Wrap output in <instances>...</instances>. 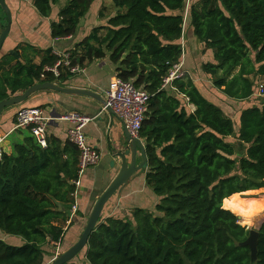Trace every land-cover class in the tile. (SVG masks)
<instances>
[{"label": "trees", "instance_id": "trees-1", "mask_svg": "<svg viewBox=\"0 0 264 264\" xmlns=\"http://www.w3.org/2000/svg\"><path fill=\"white\" fill-rule=\"evenodd\" d=\"M21 1H31L40 18L57 7L49 24L53 40L73 36L85 16L98 14L101 23L66 52L72 65L106 59L118 78L149 96L139 139L147 160L144 184L156 202L152 209L101 217L85 248L66 264H264V217L252 257L244 244L250 232L236 216L251 219L263 206L241 194L264 188V99L241 111L238 127L187 73L171 85L181 98L169 93L171 86L162 88L172 66L185 64L188 45L181 40L191 31L202 45L196 68L220 91L218 99L257 97L258 79H264V0ZM6 22L4 15L0 32ZM53 50L28 43L1 50L0 101L39 83L68 86L74 76L68 71L57 78L44 73L58 60ZM188 104L194 112L186 111ZM25 135L0 161V264H44L46 247L51 262L69 227L73 237L88 220L75 225L84 218L78 209L65 225L75 202L76 148L56 138L42 148ZM231 137L237 145L227 141Z\"/></svg>", "mask_w": 264, "mask_h": 264}, {"label": "crops", "instance_id": "crops-1", "mask_svg": "<svg viewBox=\"0 0 264 264\" xmlns=\"http://www.w3.org/2000/svg\"><path fill=\"white\" fill-rule=\"evenodd\" d=\"M104 1V4H109L106 0ZM196 1L198 0H190L192 3ZM5 2L11 11L12 20L10 31L2 47L1 55L12 51L19 43H28L38 50L51 47L59 53H66L67 51L76 48V44L89 33V30H85V25L82 26V29L79 27L81 26L80 22L78 29L73 36L53 40L50 37L49 24L51 21L57 19V7H53L52 14L49 18H40L36 15L31 1L5 0ZM100 5L101 4L98 3L96 6L99 7ZM85 17L87 18L89 16ZM90 18L94 19L92 16H90ZM80 32H82L81 39H79L77 35L80 34ZM181 42H186L188 45L186 62L185 64L183 63L181 70L184 73H187L203 97L208 101L219 105V107L223 109L219 104L221 98L218 99V95L221 93L212 86L210 78L205 77L206 75L203 73L196 78L194 74H192V71L190 72V70H193L192 65L194 64V61H199L201 63L202 45L200 43H195L196 41L192 36L191 31H187L186 35H183ZM38 61V58L34 60L35 63ZM197 65L199 67V64ZM80 68L82 69V72L74 75L71 80H69V84L66 87L89 90L101 95L105 99V92L109 88L113 79L117 77L115 67L106 59H99L90 64H84ZM61 71L64 70H60V74ZM262 82H264V79L259 78L258 85L264 84ZM172 88L173 87L171 86L169 93H173L177 99H179V97L181 98V95H178L174 88ZM258 98H260V96H254L244 102H236L228 98H223L224 101H221L223 103H225V100L230 101L232 114H234V119L239 127V116L241 111L251 106L260 105V103L257 102ZM261 98H264V96ZM23 106L28 108L39 106L50 118L55 119L48 126L46 139L56 138L62 142L67 140L66 133L70 128V124L60 121V116L67 112L74 111L93 119L84 128V135L89 146L93 147L100 154V162L97 166L89 168L84 172L83 176L80 178V186L75 191L74 201L77 204L78 209L84 215V218L76 219L75 225H81L86 219H88L98 197L106 190L120 170V160L117 157V153L119 151H125L123 123L116 116L110 115L98 102L86 96L40 91L30 96L22 104V107ZM240 107L241 109L239 110ZM18 108L19 107L8 108L0 115V137H6L3 144H5V152L8 154L12 152L14 144L21 142L26 136L18 133L21 132V130L12 131L14 128L13 119L17 111L20 109ZM194 110L195 107L193 105L188 104L186 106V111L188 113H192ZM224 112L225 115L229 117L225 110ZM66 157L67 156H63L64 159H66ZM129 159L130 157H128V160ZM141 160L142 158L138 151L136 158L137 164H139ZM155 202L156 199L145 187L144 171H140L139 173H136V175L134 174L129 179L128 183L118 190L109 200L102 211L101 217L113 215L120 211H128L129 213L131 209L138 207L152 209Z\"/></svg>", "mask_w": 264, "mask_h": 264}, {"label": "built area", "instance_id": "built-area-1", "mask_svg": "<svg viewBox=\"0 0 264 264\" xmlns=\"http://www.w3.org/2000/svg\"><path fill=\"white\" fill-rule=\"evenodd\" d=\"M53 56L57 57V62L53 67L44 68V73L52 74L55 78L60 75V70L68 71L76 75L82 72L78 65H72L69 53H59L53 50ZM183 61L172 66L167 77L163 80L162 88L171 86L172 82L180 78L184 72L181 70ZM43 78V75H42ZM257 95L264 96V84L258 85ZM105 100L113 114L126 125L132 138L139 139V131L147 110L149 96L143 90H138L132 82L124 81L115 77L105 92ZM55 119L50 118L42 108H21L15 115V125L12 131H28L35 139L36 143L45 148L47 145L46 133L48 126ZM60 121L70 124L67 130V140L78 151V179L73 182L76 189L80 186V178L84 172L95 167L100 162V154L89 146L84 135V128L93 120L78 112H67L59 117ZM5 137H0V161L3 155V142ZM75 196V195H74ZM78 211V206L74 202L69 210L67 225H69ZM58 254V250L56 256Z\"/></svg>", "mask_w": 264, "mask_h": 264}, {"label": "water", "instance_id": "water-1", "mask_svg": "<svg viewBox=\"0 0 264 264\" xmlns=\"http://www.w3.org/2000/svg\"><path fill=\"white\" fill-rule=\"evenodd\" d=\"M0 10L6 16L7 22L4 28L0 32V52L2 50L4 41L10 31L11 27V13L6 5L5 0H0ZM40 91H50L61 93L65 95H76V96H86L94 101L98 102L105 110L113 115L112 110L107 107L105 99L92 91L78 88L61 87L54 83L45 82L36 84L17 96L10 97L0 101V115L6 108L21 106L30 96ZM123 136H124V149L125 151H119L117 157L120 160V170L116 177L112 180L106 190L98 197L96 200L91 213L88 217L87 223L83 229L81 236L78 241L66 252L57 255L49 264H66L73 260L87 245L88 238L90 234L94 231L99 219L101 218L102 211L109 200L115 195V193L120 190L124 185H126L129 179L136 173L146 170V157H145V147L140 139L132 138L127 130L126 125L123 123ZM140 152L141 162L137 164L136 158L137 153ZM128 157L130 159L128 160ZM238 220L240 216H237ZM256 240L257 233L250 234L248 240L244 243L250 246L251 256L254 257L256 253Z\"/></svg>", "mask_w": 264, "mask_h": 264}, {"label": "rangeland", "instance_id": "rangeland-1", "mask_svg": "<svg viewBox=\"0 0 264 264\" xmlns=\"http://www.w3.org/2000/svg\"><path fill=\"white\" fill-rule=\"evenodd\" d=\"M105 5H108V4H105ZM95 7L96 6H94L92 8V10L90 11L91 14L95 11ZM8 9H9V7H8ZM108 14H109V11L108 10L105 11L104 12V17H106ZM97 16H98V14H97ZM97 16H95V14L92 15V17H94V19L93 18H90V16L87 17V18L85 17L81 21V26H79V27H81V29H82V26L85 25V30H89L90 31L91 28H93L94 26H97L99 23H101L99 21L100 20L99 16H98V18H97ZM0 22H4V14L1 11H0ZM77 33H79V32H77ZM77 35H78V38L79 39L82 38V32H80V34H77ZM192 69L193 70H190V72L192 71V74H194V76L195 75H198L199 76V72L200 71L196 68V62L195 61H194V64L192 65ZM262 83H264V82H262ZM220 98L221 99L219 100V104L228 113L229 117L232 118L233 121H235V119H234L235 116H234V114H232V109H231L232 107L230 106V101L229 100H225V103H223L222 102V101H224L223 98H225L224 95H221ZM262 99H264V98H261V97L258 98L257 99V102L260 103V101H262ZM21 106H18V107L20 108ZM235 113H237V112H235ZM21 132H18V133L19 134H23V135L26 134V131H21ZM235 133H237L236 130H235ZM227 141L230 142V143H235L236 145L238 144L236 137H231V138L227 139ZM5 143H6V141H5ZM5 147H6L5 144H3L4 151H5ZM243 153H244V148L241 149V151L239 152V154L241 155ZM235 157L237 158V156H235ZM241 197L244 198V199H247V200H257L258 202H260L261 204H263L262 209L261 210H258L251 219H244V218H241V217L239 219L240 224L243 225V226H246L247 229L249 230L250 234L257 233L258 223L264 217V188L263 189H260V190H256V191H251V193L241 194ZM76 215L78 216V214H76ZM236 216H239V215H236ZM65 225H66V223H65ZM83 229H84V227L82 226L81 228H79L77 234H75L73 237H71L70 235H71V232H72L73 229H72V227H69V229H68V231L66 232V235H65V241L62 243V245L60 247L59 254H62L65 250H67V248H69L71 245H73L75 242H77V240L79 239V236L81 235ZM7 236H9V235H7ZM67 237H69V238L67 239ZM50 250H52V249L51 248L49 249L48 247L45 248V253H46L45 254V256H46L45 257V260L47 262H45L44 264H49L50 263V260H48V258L51 256L50 255ZM79 261L80 260H77L76 261L77 264H79Z\"/></svg>", "mask_w": 264, "mask_h": 264}, {"label": "clouds", "instance_id": "clouds-1", "mask_svg": "<svg viewBox=\"0 0 264 264\" xmlns=\"http://www.w3.org/2000/svg\"><path fill=\"white\" fill-rule=\"evenodd\" d=\"M1 11V10H0ZM11 13V12H10ZM11 20H12V18H11ZM106 101V100H105ZM26 108H28V107H26ZM6 138V137H5ZM5 140V139H4ZM3 153H4V151H3ZM69 211V210H68ZM75 217V216H74ZM67 223V222H66ZM67 225V224H66ZM70 225V224H69ZM69 225H67L66 227H68ZM59 252V251H58ZM58 255V254H57ZM57 256L55 255V258H56ZM54 258V259H55Z\"/></svg>", "mask_w": 264, "mask_h": 264}, {"label": "bare ground", "instance_id": "bare-ground-1", "mask_svg": "<svg viewBox=\"0 0 264 264\" xmlns=\"http://www.w3.org/2000/svg\"><path fill=\"white\" fill-rule=\"evenodd\" d=\"M244 219H247V218H244ZM249 223V222H248Z\"/></svg>", "mask_w": 264, "mask_h": 264}]
</instances>
